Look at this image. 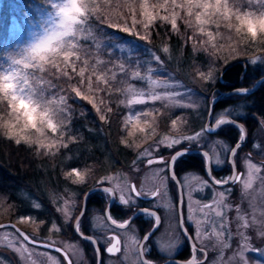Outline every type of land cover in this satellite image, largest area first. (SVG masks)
Returning <instances> with one entry per match:
<instances>
[{
	"label": "rangeland",
	"instance_id": "374dc122",
	"mask_svg": "<svg viewBox=\"0 0 264 264\" xmlns=\"http://www.w3.org/2000/svg\"><path fill=\"white\" fill-rule=\"evenodd\" d=\"M65 2L66 0H50L49 7L39 11L38 17H28L26 15L23 21L16 19L10 25H6L4 27L5 30H3L1 34V42L7 43L8 40L14 37V41L16 43L15 48L16 46L18 48L15 49L14 56L13 54H4L2 57L4 61L3 59H0V74L8 72L15 73L17 79L21 81L27 78L28 87L32 91L39 93L41 90H43L42 88H40V83H43L44 78L38 77L36 79V82L33 81L32 78L36 77L37 75L31 76L29 69H26V67L20 65L19 61L26 62L28 58L30 61L33 60L31 56L35 55L32 53V49L38 43H40V41L43 40L47 35L59 30L55 24L56 21L59 19V17L56 16L57 8L53 5L63 4ZM212 2L214 3V0H212ZM147 3L149 4V2ZM183 4L185 3L183 2ZM187 5L188 0H186V6ZM247 10L254 11L259 14L258 10ZM194 11L196 15L197 12L203 13L204 10L194 8ZM209 11L211 12L212 10L209 9ZM202 19H209L211 21H217L219 24L221 23V17L219 15H213L209 17L205 14L202 15ZM231 22L235 24V20ZM200 26L201 25L197 24L198 29ZM202 27L205 29V35L207 32H212L213 34L212 38L206 35V37L210 41V45H212V43L215 44L214 41L216 39V42L219 41L221 43L217 48L219 51L223 49V52H227V49H229L230 54L235 53L239 57L245 54L246 49V54L251 57V60H260L264 56V38L258 37L256 41H246L243 34L240 33L238 38L236 36H230L231 32L234 31V29H228L226 27H219L217 29L216 24L211 22L202 25ZM224 30H226V32ZM63 39L64 41L67 39L68 42L71 43H73L75 40L73 35L65 37ZM191 41L194 45L198 44V41H196L195 38H191ZM146 46L147 48L154 50L156 54L160 56L161 60L164 61V63L163 66L154 63L150 65L151 67H153L154 70L158 69V71H155L154 74H152L151 80H147L144 84H142L138 80H133V82L130 83L129 87L126 88L127 96H129L127 101L125 102L128 107V112L123 118L121 130L124 140L126 139V141L133 146L134 151L136 148L135 158L129 161L126 166L122 167L116 165L115 162H112L102 174L98 173V168L96 169L95 166L92 168H90L89 166L72 168L69 167L65 170L64 177L70 183H72V186L76 185V183H73V180L76 179L75 175L67 176L66 174L72 171L73 169H78L81 175L84 176V182L78 183L82 186L85 182H90V178L93 175V172L96 173L95 180L92 179V181L94 182H98L107 176L109 179L105 182V184H109L114 189H116V199L118 202V198L121 195L119 189H124L123 195L125 196V198L129 197L128 189L132 180L136 182L140 190L144 191L152 190L155 186L158 185L159 189L161 190V195L156 197L155 201L151 200V202L153 204H159L160 202H163L164 205L168 204L169 207L168 211L165 210L168 216H164V219H166L170 225L171 234L170 237L166 238L165 242H163L164 245L172 244L174 246L168 248L166 254L168 256L178 250L180 240H182V243H184V237L178 227L177 220V190L175 186H173L172 184L170 185L171 180L166 179L167 173L160 171L162 165L154 163L153 165L148 166L145 160H138V156L141 152H144V150L150 149L153 145H156L157 142L161 139H164L165 142H169L171 139L183 137L186 135H192L205 125L204 123L206 120L208 104L204 99L206 96V91L207 93H209V90H207L206 85L208 82L214 81L216 72L209 70L212 74L211 80H205L195 73L192 74L190 71L189 74H187L186 76V74L184 75L183 73H178L180 71L177 70V67L171 68L172 66H169L166 63V59L170 60L171 58L170 49L167 53H164L160 50V48L156 49L150 45ZM161 54H164L165 56H162ZM147 56L149 55L147 54ZM141 71L142 74H146L143 68L141 69ZM209 71L205 70L201 72L208 73ZM181 84L184 86L183 89L179 87V85ZM184 90L189 91L191 95L183 96L182 98L180 96L165 95V93L169 92L183 93ZM49 93H51V95H49ZM140 93H143V95H141ZM152 94L163 96V99L156 101H161L165 105H167L170 110L173 111L177 109L178 112L172 113L170 120L165 119V117H161V119H158V112L154 111L155 108L150 109L143 105L147 101L154 102L150 99ZM45 95L53 101V104L51 105L53 110H55L58 106L62 107V105H59L58 101V97L60 96V94L56 95L54 91L48 90L45 91ZM139 100H142L143 103H129V101ZM179 105L186 106L181 107ZM188 110L192 111L190 113L189 123H191V125H196L198 122L199 123L197 127L193 129H190V127H188L186 130V128L184 127L187 122V112L185 111ZM224 110H232L233 113H236L235 110L229 107L224 108ZM218 113H221V110L214 112L213 115ZM64 117L65 112H61L60 118ZM9 120H11L13 124H16L14 118L11 116V110L8 116L6 117L5 122H8ZM173 120L176 121L175 125L172 124ZM54 122H56V120H54ZM37 127L39 128L42 126L38 123ZM262 128L263 129L258 130L257 135H255L258 136L255 142L259 143L260 149L257 150L252 147L253 150L259 153L260 155H264V127ZM16 130L20 136L28 137L33 141L41 139L44 140L46 143L49 140L57 139L61 134V130H58L56 133H53L51 129L47 128L46 126H43L44 134L42 136L39 132H37L36 129L30 127L27 129L23 128L22 122L20 124H16ZM74 135L75 134L71 133L70 131H66L63 137V141L68 144L70 142L69 136ZM206 139L226 141L229 145H231L228 140L210 134H206ZM190 144L197 145V143ZM200 144L206 145V140L202 139L200 141ZM31 145H36L35 147L38 149V145L36 143H33ZM179 146H181V144L177 145V147ZM60 148L61 147H59V149ZM176 148L169 150L165 147H161L159 152H155L153 153V155L163 156V153L170 154V152ZM204 148L209 151L208 147L205 146ZM38 150H41L43 152V155L47 157H53L60 154L58 152L59 150L57 151L56 148H53L52 152L48 154H45L47 152V149L45 148H39ZM216 152L220 153L222 163L217 166L213 162V166L219 168L225 165H230L227 161L228 156L223 153L222 149L217 148ZM168 154L164 157L169 156ZM210 154L211 156H213L214 161L215 155L211 151ZM248 155L249 154L245 152H241L238 156V163L240 166V171L242 173H245V168L241 166V159L242 157H247ZM251 159L258 165H264V163L257 159L256 155H251ZM134 161H136V170H134L133 168ZM165 161L168 160L165 159ZM112 165L115 166V168H112ZM249 171L252 172L251 176L245 174L235 184L225 186L231 188V193L230 195H227L225 203L233 206V210H228L226 212V215L229 220L231 236H229L228 230H225L222 240L224 245H227L230 242L231 246L225 247L222 245H217L216 247H213V245H216L217 243L216 237L214 236L211 239L203 240V246L208 249V260L213 261L214 258H216L215 264H240V257L238 255V253L240 252L244 253V260L247 262V264H264V237H261L260 235L261 232H264V182H261L260 179L261 176H264V172H256L254 169H250ZM230 175H232V169L224 173L222 176H216L215 178L221 179L223 177H229ZM179 177H184V179L181 180L182 186L184 188V196L186 198L191 197L189 199H186L185 202V219H187V217L191 215L194 220H203L205 217L200 212L201 205L203 203L211 202L210 198L214 195V193L218 194L223 191V189L220 186H213L211 190L205 189L203 192L197 191V189L204 188L201 181L207 180L208 176L194 167L185 168L181 172ZM244 182L249 183L250 188L248 189L247 196L242 199L241 191L243 190ZM165 185L167 190H165ZM81 186L76 188H70L66 186L53 188L48 185L44 196L42 194H39L38 190H35V192H30L29 187H24L21 190V195L26 201L29 202L28 206L25 208V211L20 215L14 216L12 218L10 217L11 212L9 206L4 204L2 205V202H0V221L14 220L20 227L25 229L28 233H32L33 236H39V232L42 230V222L38 219H49L48 227L50 228L51 224L54 222H52L51 219H63L62 213L58 211V209L63 207L65 211H67L72 202L75 203V211H73L71 215L76 216L81 207L83 194L85 193L81 192L84 191ZM84 186L86 187V185ZM117 186H119V189L117 188ZM104 196L106 202L111 197L106 195L105 193ZM197 199L200 200V204L197 203ZM137 202L138 199L133 197L129 200V203L126 205L120 202L119 203L124 208L128 209L131 208L132 205L136 204ZM250 203L251 207L249 206ZM36 205H38V207ZM236 205H240L241 211L245 214L247 221L250 225L248 228L240 229V231L244 232V234L249 238L246 241L247 247L243 249L237 248V241L240 239V237L237 236V226L239 222L236 219L237 213L234 210V207ZM90 209L93 211V218L105 219V217L103 216V211H100V209H96L93 206L90 207ZM20 217H31L32 219H25L22 221ZM55 224L59 226L56 222ZM202 228L204 229V234H207L211 229V224H203ZM15 230L16 229L13 227L0 229V264H41V257L38 255L41 253L40 249L35 248L32 245L28 244L26 241H24L22 237L17 235ZM54 230L56 231V229H48V231ZM127 237L130 238L128 239L127 245L124 247V249L121 250L115 256L107 257L105 264H140L141 260L139 258L138 252L140 234H138L137 231L132 233L130 232L129 236ZM54 239V233H49L48 240L53 241ZM62 241H65L64 245L72 253L74 252L76 254V257H84L82 256V253H84V246L80 239H62ZM197 243L201 245L199 242ZM200 255L201 254H199L197 258L199 260L198 262H201L202 264L203 260L200 261ZM11 256L13 257V259H11Z\"/></svg>",
	"mask_w": 264,
	"mask_h": 264
},
{
	"label": "trees",
	"instance_id": "16d2710c",
	"mask_svg": "<svg viewBox=\"0 0 264 264\" xmlns=\"http://www.w3.org/2000/svg\"><path fill=\"white\" fill-rule=\"evenodd\" d=\"M176 5L181 7H175L172 0H84V4L87 10V16L83 17L86 22L83 24H77L74 27L73 37L74 42L64 41V46L67 48L69 44L75 45L77 49L82 47V41H89L88 46V60L89 66L85 71L84 84L78 85L77 81L80 79L76 73L71 71V68H66L63 61L62 52L59 57L54 58L60 69L69 71L73 76L71 81H68L66 77L60 76L58 79L53 76V73L57 72L56 68H53L50 63L47 62V57H50L51 53H44L46 56L45 61H40L36 56H31L33 60H26V62H20V65L26 67V64L34 65L33 67H26L29 69L32 78L36 82L38 77H42L43 83H40V88L45 91L52 90L56 95H65L67 97L68 110L65 113L69 123L67 126L70 132L75 134L74 141L68 143V147H61L59 149V155L53 157H47L43 155L41 150H38L34 145L29 146L23 140L17 145L14 139L7 138L3 132V128L0 127V202L2 205H8L10 209V217L20 215L25 211L28 206V201L21 195V190L24 187H29L30 192L39 191V194L44 195L48 185L53 188H59L62 186L70 187V183L64 177V172L71 166L83 167L89 166L90 168H98V173L102 174L106 168L112 162H115L118 166H126L129 161L135 158V151L133 146L127 142V146L121 141L124 140L121 124L125 114L128 112L126 101L127 87L133 82L128 75L119 73L118 69L114 65L119 63L128 64V57L132 59L139 58L146 60L147 53L143 51L132 52L129 46L125 43L131 41L133 44L139 41L142 46L150 45L156 49H161L162 46H166L170 49L171 58L166 59V63L171 68L177 67L178 73L184 75L197 74L201 71L211 70L216 72L215 79L212 82L207 83L205 101L209 105L212 97L217 94V86L220 85L219 77L223 76L228 81L236 80L238 76L243 72V64L247 63L249 55L245 54L238 57L237 54H230L229 49L227 52H223L217 49L221 44L217 39L214 41L216 48L213 49L210 45V41L206 37L205 33H201L197 27L195 21V11L192 9V15H188V8L186 6V0H176ZM149 2V4L147 3ZM153 2V3H151ZM183 2L185 4H183ZM231 4V0H229ZM50 0H0V59H3L4 54L15 55V41L14 37L8 40V42H1V34L5 30L6 25H10L16 19L23 21L24 17H38L39 11L44 8H48ZM152 4V6H151ZM244 9L259 10L260 4L258 0H253L252 7L248 4L243 5ZM147 11L149 14L161 17L168 16L171 19L173 12L178 13L177 26L179 31L174 32L171 29L170 24L167 21H162L157 18L151 27L147 30L142 29L139 21L145 19L143 13ZM103 15L104 18L110 22L117 23L121 27H131L133 32L139 33L140 36H148L147 40H140V36H134L131 33L120 31L118 28H107V25H99L98 21L94 17ZM133 17L137 21L136 25L132 26ZM190 20L193 27L186 26L182 21ZM234 21V18L232 19ZM227 21L221 18L219 27H226ZM103 27L105 33H118L122 40H116L115 44L123 47V51L120 48H103V43L107 41V36L99 32V28ZM226 32V30H224ZM230 36H236L238 38L239 33L235 30L231 32ZM98 37V39H97ZM191 38H195L198 41L197 45H194ZM225 37V36H223ZM215 38V37H214ZM93 45H100V50L97 52L96 47ZM147 47V46H146ZM245 47V45H244ZM243 50V49H242ZM81 60L85 58V54L80 52ZM165 56L164 54H161ZM12 59V58H11ZM150 58H147V60ZM81 60L72 58L71 62H75L77 71L84 65ZM96 60L110 61L108 64H96L95 75H92V65ZM1 61V60H0ZM4 61V59H3ZM29 61V62H28ZM173 63V64H172ZM231 63H234L230 65ZM176 65V66H175ZM179 66V68H178ZM111 68L113 72H116L117 78L115 81L109 79V85H104L97 80L98 76L104 75L106 70ZM92 76L91 90L88 88V77ZM109 77L111 73L108 74ZM244 77V73L242 74ZM207 82V81H206ZM205 82V83H206ZM77 84L80 87L81 92L84 95H88L94 102L99 112L95 110L93 105L86 100L79 98H73L74 93L69 89V84ZM209 88V89H208ZM62 89V90H61ZM97 89H103L97 91ZM120 89V91H117ZM228 97V96H227ZM260 98V99H259ZM264 95L261 97L254 96L251 104L252 109L256 112L264 115ZM228 99V98H227ZM101 100L104 102L101 103ZM123 101V103L121 102ZM6 99H0V125L5 122L6 117L10 112V108L7 106ZM148 108H155L154 111L158 112L157 117H165V119L171 118V114L178 112L177 109L170 110V108L161 101H147L143 104ZM108 107L112 108L110 113H106ZM208 108V106H207ZM153 110V109H152ZM158 110V111H157ZM208 110V109H207ZM187 112V122L184 128L190 127L193 129L196 125L189 123L190 113ZM106 114V120H101L100 116ZM238 119L243 120L240 116ZM256 124V123H254ZM254 127L249 132L250 136L254 133ZM218 135L224 137L231 144L236 141L240 135L237 128L231 125H225ZM126 141V139L124 140ZM185 145V144H181ZM249 144L246 143V146ZM195 146V145H191ZM245 145L240 149L236 155L237 161L240 152L244 149ZM194 167L204 173V161L200 153H189L186 156L181 157L176 165L177 173L181 172V169L186 167ZM112 168L115 166L112 165ZM230 165H225L217 169V176H222L226 171L228 172ZM96 173L90 178V182L87 181L84 185L76 183L73 187H80L86 191L87 188L96 184ZM81 191V192H84ZM235 194V193H233ZM28 199V198H26ZM27 203V204H26ZM126 213H121L124 216ZM188 256V254H187Z\"/></svg>",
	"mask_w": 264,
	"mask_h": 264
},
{
	"label": "snow or ice",
	"instance_id": "6c2138e0",
	"mask_svg": "<svg viewBox=\"0 0 264 264\" xmlns=\"http://www.w3.org/2000/svg\"><path fill=\"white\" fill-rule=\"evenodd\" d=\"M260 4L259 14L254 11H250L243 8L244 4H248L249 7H252L253 0H231V4L229 3V0H214V3L212 0H188V15H192V9L198 8L203 9V13L197 12L195 15V20L197 21L198 25H201L199 27V31L201 33H204L205 29L202 27V25L206 23H215L217 29L219 28V23L217 21H211L209 19H202V15H207L209 17L213 15H219L221 18H223L226 23V28L228 29H234L236 33L243 34L246 41H256L258 37L264 38V0H258ZM172 3L175 7H181V5H176V0H172ZM57 8L56 16L59 17V19L56 21V26L58 27V31H55L49 35H47L43 40L40 41L33 49L32 53L40 60L45 61L46 56L43 55L44 53H51L52 55L50 57H47V62L52 65L53 68L57 69L56 73H53V76H55L57 79L60 76L66 77L68 81H71L73 79V76L70 75L69 71L65 69H60L59 65L56 63L54 58H57L60 56L61 52L63 55V61L65 63L66 68L70 67L71 71L73 73H76V75L80 78L77 81L78 85L84 84V77H85V71L89 66V60H88V46L90 45L89 41H82V47L77 49L75 45L69 44L66 48L64 46V39L65 37L72 36L74 34V26L77 24H83L86 21L82 19L83 17L87 16V10L84 4V0H66L65 3L59 4V5H53ZM209 9L212 11L210 12ZM145 19L139 21L141 24V27L143 30L147 32V30L151 27V25L154 23V21L159 18L162 21H167L171 29L176 32L179 31V28L177 26V17L178 13L173 12L171 19H169L168 16H161L157 17L154 15L149 14L147 11L143 13ZM234 18L235 24H233L231 21ZM96 21H98L99 25H107V28H118L120 31L131 33L134 36H140L139 33L133 32L131 27H121L117 23L110 22L104 18L103 15H99L94 17ZM186 26L193 27V24L190 20H183L182 21ZM132 26L134 27L137 23L135 18L133 17ZM99 32L101 34H104L107 36V41L103 43V48L106 50L107 48L113 47V48H120L121 51H123V47L120 45H116V40H122L123 38L118 35V33L112 32V33H105V29L103 27L99 28ZM206 35H208L210 38L213 37L212 32H207ZM98 39V37H97ZM148 36H140V40H147ZM191 39V37H189ZM130 50L132 52H139L141 51V48H143V51L146 52L150 60H141L139 58L132 59L131 57H128V64L127 66L125 63H119L114 65L115 68L118 69L119 73H123L128 75L130 73L129 78L131 80H138L142 84H144L147 80L152 79V74H154L155 71L153 67H151V64H157L160 66H163L164 61L161 60L160 56L156 54L154 50H151L147 48L146 46H142L139 41L136 43H132L131 41L125 42ZM96 47L97 52L100 50V45H93ZM213 49L216 48V45H212ZM161 51L164 53H167L169 49L166 46H162ZM80 52H83L85 54V58L81 60ZM75 57L76 60H81V63L84 65L83 67H80L77 71L75 62H71L72 58ZM20 63V61H19ZM108 64L110 61H101L96 60L95 63L92 65V75H95V67L96 64ZM250 63L256 64L257 60H251ZM26 67H33L34 65L26 64ZM144 69L146 74H142L141 69ZM109 73H111L109 77ZM199 76L202 77L205 80H211L212 74L211 71L208 73L201 72L199 73ZM117 78L116 72H113L111 68H108L104 75L98 76L97 80L99 82H102L104 85H109V79L115 81ZM91 80L92 76L90 75L88 77V88L91 90ZM5 84H11V88H6ZM77 84H69V89L72 93H74V99L79 98L82 100H86L89 103L93 105L95 110L97 112L100 111L99 108L96 107L95 102L88 96L84 95L80 87L77 86ZM260 85H264V80L260 81V84L257 85L259 87ZM131 87V86H130ZM181 89H183V85H179ZM62 90V89H61ZM103 89H97V91H102ZM117 91H120V89H117ZM249 89H242L238 90L236 95H247L249 93ZM143 95V93H140ZM51 95V93H49ZM166 96H180L181 98L183 96L191 95V93L187 90H184L183 93L181 92H169L165 93ZM164 97L157 94H152L150 99L152 101L161 100ZM0 99H6L8 102V107L11 109V116L14 118L16 124H20L22 122L23 128H33L36 129L37 132H39L42 136L44 134L43 132V126H46L47 128L51 129L53 133H56L58 130H61V134L57 139L49 140L47 143L44 140L37 139L35 141L31 140L28 137L20 136L19 133L16 130V124H13L11 120L8 122L3 123L0 125V127L3 128L4 132L3 134L9 138L14 139L15 143L19 145L21 143V140H23L26 144L31 146V144L36 143L39 148H45L47 149V152L45 154L51 153L53 148H56V150H59V147H68V144L63 141V137L66 131H70L68 129L67 124L69 123L67 119V115H65L64 118H60L61 112H67L68 105H67V97L65 95H60L58 97L59 105H62V107L58 106L55 110L51 107L53 104V101L49 99L45 95V90H41L39 93L32 91L28 87V80L27 78L23 79L22 81L17 79V76L15 73L8 72L4 74H0ZM20 101H27L29 104L33 105L34 107H39L40 102H43L48 106L41 115L44 116L46 119L41 121H27L26 117L24 116L23 112L19 109V102ZM104 101L101 100V103ZM123 103V101H121ZM129 103H143L142 100L139 101H129ZM181 107H184L186 105H179ZM215 105L213 104L209 108V116H208V123L203 126L200 130L196 131L192 135H186L183 137L171 139L169 142H165L164 139H161L157 142L156 145H153L150 149L144 150V152H141L138 156V160H145L146 164L148 166L155 164L162 165V168L160 169L161 172H166L167 176L166 179H170L174 184L177 186V203L180 208V230L184 234L185 238L189 241V245L193 251V256L189 259V261L186 262V264H201V262H198L196 259V252L199 251L201 256L203 257L202 264H215L216 258H214L213 261L208 260V249L203 246V240L204 239H211L213 236L216 237V245H213V247H216L217 245H222L225 247H230V242L227 245L223 244L222 237L224 236L225 230H228L229 236H231L230 227H229V220L226 215V212L228 210H233V206L228 205L225 203V200L227 199V195H230L231 188L225 187L227 185L235 184L238 182L241 177L245 174L251 176L252 172L249 171L250 169H254L256 172H264V165H258L257 163L253 162L251 159V155L249 154L247 157H242L241 159V166L245 168V173H239L236 171L235 168V157L239 153L240 149L243 147L244 143L247 141V133L246 130L243 128L241 124L237 122L236 119L230 118L233 115L232 110H224L221 113L213 115V109ZM112 111L111 107H108L106 109V113H110ZM158 111V110H157ZM237 115L242 116L243 113H236ZM101 120H106V114L100 116ZM56 120V122H54ZM40 124L42 127H37V124ZM176 121L173 120L172 124L175 125ZM225 125H231L240 132V136L238 137L237 141L233 145H229L226 141H220V140H207L206 134H215L216 132L220 131L223 126ZM262 127H264V124H262ZM204 139L206 140V145L200 144V141ZM70 141H74V136H69ZM122 143H124L127 146V141L122 140ZM190 143H197L198 147H208L209 151H201L200 155L202 157V160L205 163V174L208 176L207 180H202L201 183L203 184V189H197V191L203 192L205 189L211 190L213 186H220L223 191L220 193L214 195L210 198L211 202L209 203H203L200 208L201 214L205 217L203 220L196 219L194 220L193 217L190 215L187 217L188 224L185 226L184 220L185 217L183 215V209L185 207L186 199H189L191 197L186 198L184 196V188L179 183V181L183 180L184 177H176L175 176V163L177 160H179L181 157L186 156L189 154V148L186 146L183 149H177L172 153L171 159L168 161H165L164 157L161 156H154L153 153L159 152L161 147H165L167 149H173L176 148L177 145L185 144L188 145ZM220 148L222 149L223 153L226 154L229 158L228 162L232 168V175L229 177H223L221 179H216L212 173L210 164L215 163L217 166H219L222 161L220 158V153L216 152V149ZM254 149H260V145L258 142L253 143ZM210 151L215 155V160L213 161V156L210 155ZM54 154V153H52ZM136 161L133 162V168L135 169ZM67 176H73L75 175L76 179L73 180V183H83L84 182V176L81 175L80 171L78 169H73L72 171L68 172L66 174ZM109 178L106 176L102 180L98 181V184L105 183ZM261 182H264V176L260 177ZM119 189V186H117ZM250 188V184L247 182H244L243 184V190L241 191V197L244 199L248 194V189ZM108 196H115L116 189H113L111 187H104L100 189ZM165 190L166 185H165ZM121 192V195L119 196V202L123 204H128L129 200L134 198H145V199H152L155 201L156 197L161 195V192L159 189L152 191H144V190H137L136 186L130 185L129 186V197L125 198L123 195L124 189H119ZM95 192V189H93V193ZM93 193H88L87 195H91ZM67 203V202H64ZM197 203L200 204V200L197 199ZM38 207V205H36ZM158 206L154 204V207ZM251 207V203L249 205ZM234 210L237 213L236 219L239 222L237 226V236L240 237V239L237 241V248H246L247 243L246 241L249 239L244 232L240 231L241 228H248L250 225L247 221V218L245 214L241 211L240 205H236L234 207ZM62 213V217L64 219V222L67 223L69 221H72V226L74 231L77 233L78 236H80L81 239L88 241L92 244L93 250L96 254L97 264H101L100 261V245L104 243V241H97L94 237L88 235L86 236L81 231V222L84 219L85 213L88 211L87 209V199L85 198V204L84 207L80 209V213L78 216H72L71 213L75 211V203L72 202L68 208L67 211L62 207L58 209ZM138 215H145L148 218L153 219V226L151 231L147 232L144 236V243H147V240L152 236V233L156 231L160 227V217L156 212H150L147 209L143 210ZM105 218L108 219L112 224H116V221L111 218L110 216V210H106ZM20 219L23 221L25 219H32L31 217H20ZM131 221H126L123 223H120L118 225L119 228L123 229L129 224ZM211 224V229L207 234H204V229L202 228L203 224ZM13 227L11 225H0V229L2 228H9ZM193 228V234L190 235L188 232V228ZM52 229H56L59 231V227L53 222L50 226ZM17 235L23 238L24 241H26L28 244L32 245L35 248L44 249L46 251H53L58 254L59 259L57 260V264H60V261L62 260L63 264H73V259L68 255L66 251H64L61 248H55L54 241H42L38 238L30 237L28 234L20 232L19 230H15ZM261 237H264V232L260 233ZM110 241H115L110 244H104V251L108 255H114L117 253L119 249L120 241L117 237L113 236L109 238ZM199 242L202 246L200 248H197L196 242ZM157 243V250L162 254L166 255L167 250L170 247H173L174 245H164L159 241H156ZM141 252L144 251L143 247L141 246L140 249ZM147 251H151V248H148ZM240 257V264H247V262L244 260V253L240 252L238 253ZM140 264H155L154 261H148L146 259H141ZM174 264V262H173Z\"/></svg>",
	"mask_w": 264,
	"mask_h": 264
},
{
	"label": "flooded vegetation",
	"instance_id": "af4514ba",
	"mask_svg": "<svg viewBox=\"0 0 264 264\" xmlns=\"http://www.w3.org/2000/svg\"><path fill=\"white\" fill-rule=\"evenodd\" d=\"M255 60H257V63L252 64V63H250L251 57H248L247 63L243 64V72L241 73V75L238 76V79H236V80H229L228 81L223 76L219 77L220 85L217 86L218 92L214 96H218L219 94H221L222 92H225V91H229V90H234V91L230 92L229 94L223 95L216 102L214 110H213V114H214V112L219 111V110H221V112H222L224 110V108H226V107L232 108L233 110L236 111V113L242 112L243 113L242 116L237 115L236 113H233V115L231 116L232 118L243 123L245 128H246V131H247V141L244 143L245 147L241 152H245V153L250 154V155H256L257 159L259 161H261L262 163H264V157H263L264 155L263 154L260 155L259 153L255 152L252 148L253 143L255 142V140L258 137L255 135H257L258 130L263 129L261 124H264V115L253 110L252 109L253 106L251 104V101H252L254 96L261 97L264 95V85H260L259 87H257V85L260 84V81L264 80V56L260 60H258V59H255ZM232 64H234V63H231L230 65H232ZM243 73H244V77H242ZM251 87H253V89H251L247 95H236L238 90L247 89V88H251ZM262 100H264V98H261V101ZM208 108H209V105H208ZM207 114H208V110H207ZM207 114H206V119H207ZM237 116H240L241 118H243V120L238 119ZM205 122H206V120H205ZM254 123H256V124H254ZM254 125H255L254 133H252V136H250L249 130L252 127H254ZM210 135H214V136L224 138V137L218 135L217 132L215 134H210ZM236 141H234V143ZM246 143H248L249 145L246 146ZM233 144H231V145H233ZM186 146L187 147H198V145L191 146V144L179 146L176 149H174L173 151H171L170 154L163 153V157L167 154L169 155L167 157H164V159L170 160L172 153L174 151H176L177 149L184 148ZM189 153H195V152H189ZM196 153H200V152H196ZM157 156H161V155H157ZM227 161H228V157H227ZM235 161H236L237 169L240 170V166H239V163H238L236 157H235ZM177 163H178V160L175 163V173L179 177L181 172L186 167L182 168L180 173H177V171H176ZM204 166H205V163H204ZM72 167H76V166H71V168ZM211 167H212L213 174L216 177L217 176L216 175L217 169H219L221 167L217 168V167L213 166L212 163H211ZM187 168H189V167L187 166ZM230 169H232L231 166H230L229 170ZM203 171H204V167H203ZM204 173H205V171H204ZM131 182H134L137 190H140L134 180H132ZM131 182H130V185H131ZM97 184L98 183H96L94 185H97ZM101 184H105V183H101ZM171 184L173 186H175L176 190H177L176 184H174L172 181H171L170 185ZM181 185H182V182H181ZM72 187L73 186H70V188H72ZM100 189H102V188H100ZM100 189H96L94 193H93V191H91L90 193H93V194L87 196V209H88V211L85 213L84 219L81 222V231L86 236L90 235V236L94 237L97 241H104V243H102L100 245V261H101V264H105L107 257L115 256L121 250H123L124 247L127 245L128 239L130 238V237H127V236H129V233L130 232L131 233L136 232V231L138 234H140V240L138 243V252H139L140 260H141V254H140L139 244L141 243V241H143L142 247L144 249L143 252H144L145 257L149 260H152V261L160 262V261H162L168 257L188 258V257L193 256V251L189 245V241L185 238V236L182 232L181 233L184 237V243H182V240H180L179 245H178L179 248L173 254H170L168 256L162 255L157 250L156 241H159L162 244H164L165 239L170 237V234H171L170 233V225H169L168 221L166 219H164V216H168L166 211L169 210V207H168V204L164 205L163 202L156 204L158 206L154 207V204L151 202L152 199H150V198H148V199L137 198L138 202L136 204L132 205L131 208L126 209L117 201V199H116L117 195L115 193L114 199L112 200V202L109 206V210H110V216L112 219H114L116 221V224H112L106 218L105 219L93 218V211L90 209V207L93 206L96 209H100V211H103V216L105 217L106 206H107L108 202L112 199V196H111L110 199L106 202L104 193ZM157 189H159L158 185L155 186L154 189H152V191H155ZM86 191H84V192H86ZM145 191H148V190H145ZM160 192H161V190H160ZM81 206H82V203H81ZM141 207L144 208L143 210L147 209L150 212H156L160 217V227L158 229H156L155 232L152 233V236L147 240V243H144L143 237L145 236V233L152 228L153 219L148 218L145 215H138L143 210L141 212H139L137 215H135L130 220L131 222L129 224H127V226L125 228L121 229L118 227V224L126 222L127 218L134 211H136L138 208H141ZM176 208H177V214H178V219H177L178 220V227L180 229V217H179L180 212H179V206H178L177 200H176ZM80 209H81V207H80ZM80 209H79L78 213L80 212ZM185 210H186V207H184V209H183V215H184ZM124 212L126 213L124 216L120 215L121 213H124ZM78 213L76 214V216L78 215ZM38 220H41V222H42V224H41L42 230L39 232L40 235L39 236H33L32 233H29L31 236H33L34 238H38L40 240H47L48 241V234L53 232L55 235L54 240H56V241H54V240L53 241L56 244H59L60 246H62L66 250L68 255L73 259V264H97L96 254L93 250L92 244L86 240L81 239L80 236L77 235V233L73 229V226H72L73 222L72 221L65 223L64 219H51L52 222L54 221L59 225L58 226L59 231H57V230L56 231L55 230L54 231H48V229H50L48 227L49 226V219H38ZM184 223L187 226V224H188L187 219L184 220ZM188 231L191 233V235L193 234L192 227H189ZM113 236H115L119 239V241H120L119 249L120 250L117 253H115L114 255H108L104 251V244H108L110 246V244L113 243L114 241H110L109 238H111ZM72 238H78L83 243L84 253H82V256H84V257H82V258L76 257V254L74 252L72 253L64 245L65 241H62V239H64V240L68 239L69 240ZM60 241H62L63 243ZM196 244H197V248L201 247V245H199L197 242H196ZM148 248H151V251H147ZM40 252L41 253L38 255L41 257L40 258L41 264H57V260L59 259L57 253H55L53 251H46L44 249H40ZM187 254H188V256H187ZM199 254H200L199 251H197L195 254L197 260H198L197 256ZM200 258H202L201 255H200L199 259ZM11 259H13L12 256H11ZM60 264H63L62 260L60 261ZM171 264H173V263H171ZM174 264H181V263L174 262Z\"/></svg>",
	"mask_w": 264,
	"mask_h": 264
},
{
	"label": "water",
	"instance_id": "95a60500",
	"mask_svg": "<svg viewBox=\"0 0 264 264\" xmlns=\"http://www.w3.org/2000/svg\"><path fill=\"white\" fill-rule=\"evenodd\" d=\"M247 89H249V90H251V89H253V87H251V88H247ZM234 90H229V91H225V92H222L221 94H219L218 96H215V97H213L212 98V100L210 101V105H209V108L214 104H216V102L223 96V95H226V94H229L230 92H233ZM214 110V109H213ZM208 116H209V110H208V114H207V119H206V122H205V125L208 123ZM230 118H232V117H230ZM234 119V118H233ZM237 122L239 123V124H241L242 126H243V128L246 130V128H245V126H244V124L243 123H241L240 121H238L237 120ZM246 133H247V131H246ZM189 148V152H200L201 153V151H208V150H206L205 148H200V147H188ZM181 149H183V148H181ZM228 160H229V158H228ZM210 166V168H211V173H212V175L214 176V174H213V171H212V167H211V164L209 165ZM204 168H205V166H204ZM235 168H236V171L237 172H239V173H242L240 170H238L237 169V166H236V161H235ZM175 176L176 177H178L177 176V174L175 173ZM231 176V175H230ZM215 177V176H214ZM179 183L181 184V182L179 181ZM135 185V183L134 182H131V185ZM104 187H111V188H113L111 185H109V184H97V185H94V186H92V187H90V188H88L87 189V191L84 193V195H83V199H82V206H81V208H83L84 207V204H85V198L87 199V196H86V194H88V193H90L91 191H93V189H100V188H104ZM114 199V196H112V199L108 202V204H107V206H106V209H105V212H106V210H109V206H110V204H111V202H112V200ZM144 208L143 207H141V208H138L136 211H134L128 218H127V221H130L135 215H137L139 212H141L142 210H143ZM152 210V209H151ZM179 212H180V208H179ZM80 213V212H79ZM79 213H78V215H79ZM77 215V216H78ZM185 224V223H184ZM0 225H11V226H14L15 228H16V230H19L20 232H23V233H26V234H28L30 237H33V236H31L25 229H23L22 227H20L14 220H4V221H0ZM119 225V224H118ZM186 226V225H185ZM152 229V228H151ZM151 229L150 230H148L147 232H149V231H151ZM146 232V233H147ZM189 232V231H188ZM145 233V234H146ZM189 234L191 235V233L189 232ZM34 238V237H33ZM144 238V237H143ZM144 240V239H143ZM42 241H47V240H42ZM115 242V241H114ZM142 242L143 241H141V243L139 244V249H141V246H142ZM195 242V241H194ZM54 247L55 248H61V249H63L64 251H66L62 246H60L59 244H54ZM140 254H141V259H146V260H148V261H152V260H149V259H147L146 257H145V255H144V252H141L140 251ZM192 257V256H191ZM191 257H188V258H179V257H168V258H166V259H164V260H162V261H160V262H156V261H154L155 262V264H171V263H173V262H178V263H181V264H186V262L187 261H189V259L191 258ZM201 260H203V257L200 259V261ZM197 261H199V260H197Z\"/></svg>",
	"mask_w": 264,
	"mask_h": 264
},
{
	"label": "clouds",
	"instance_id": "9594fccd",
	"mask_svg": "<svg viewBox=\"0 0 264 264\" xmlns=\"http://www.w3.org/2000/svg\"><path fill=\"white\" fill-rule=\"evenodd\" d=\"M6 88H11V84H5ZM48 108L46 104L40 102L39 107H34L33 105L29 104L27 101H20L19 102V109L23 112L24 116L26 117L27 121H41L46 119L41 113Z\"/></svg>",
	"mask_w": 264,
	"mask_h": 264
}]
</instances>
